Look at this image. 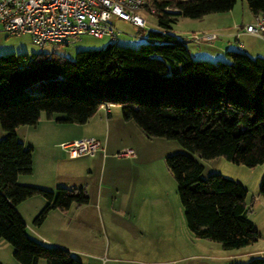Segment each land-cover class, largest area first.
<instances>
[{
  "label": "trees",
  "instance_id": "16d2710c",
  "mask_svg": "<svg viewBox=\"0 0 264 264\" xmlns=\"http://www.w3.org/2000/svg\"><path fill=\"white\" fill-rule=\"evenodd\" d=\"M155 8L157 29L137 48L116 43L83 50L73 60L39 53L0 56V240L19 264H82L69 250L31 238L16 206L35 195L46 199L33 219L39 226L52 209L67 211L88 202L80 189L54 192L18 184L32 172V148L15 130L35 126L40 114H61L63 123L84 124L102 104L118 105L147 137L177 140L203 159L223 157L255 167L264 162V59L227 50L229 62L194 60L184 41L171 33L178 17L198 19L230 11L236 0H146ZM252 15L264 0H244ZM187 230L198 239L239 250L260 232L248 218L247 190L211 174L185 154L165 158ZM258 193L264 198V174ZM264 264V257L246 263Z\"/></svg>",
  "mask_w": 264,
  "mask_h": 264
},
{
  "label": "rangeland",
  "instance_id": "374dc122",
  "mask_svg": "<svg viewBox=\"0 0 264 264\" xmlns=\"http://www.w3.org/2000/svg\"><path fill=\"white\" fill-rule=\"evenodd\" d=\"M139 14L146 20L145 28L141 29L143 35H147L149 27L159 30L155 16L146 11ZM249 17L250 11L245 1L236 0L233 8L225 13H210L198 19L178 17L170 31L191 49L194 60L229 62L230 59L225 55L227 44L235 47L228 50L242 51L238 44L241 45L243 41L239 38L241 42L237 44L235 38L224 37L226 33L223 29L245 26L251 22ZM116 27L121 33L114 40L107 36L95 38L82 34L76 43L57 48L49 43L35 44L26 34H7L0 27V56L9 53L48 56L53 52V57L73 60L78 51L101 50L110 43L127 45L128 40H131L130 47L139 46L141 40L131 36L138 35L136 27L128 22L119 23ZM211 32L218 34L211 44L192 40L194 34ZM110 110L112 115L107 117L102 109V119L97 118L81 133L94 136L102 142L104 152L101 156H81L70 160L60 143L73 141L65 140L67 136H77L80 130L72 124L55 122V118L53 122H47L44 113L39 124L22 125L15 130L18 140L32 148L34 168L47 170L65 182H74L72 186L82 187L89 199V203L82 206L80 214L85 218V224H80L79 219L73 229L74 233H81L84 228L86 239L71 241L65 240L63 233L60 236L62 241L77 251L74 256L82 264H239L245 261L246 257H236L238 250H224L216 242L198 239L190 234L184 222L176 184L165 158L180 153L188 155L201 165V178L220 174L242 184L247 189L248 197L251 192H258L264 174V162L255 167H246L223 157L203 159L177 140L147 137L132 120L122 118L118 105H112ZM6 135L0 127V139ZM54 143L59 145L54 146ZM129 148L133 150L134 157L118 156V153ZM71 172L75 175L69 177ZM34 175H20L17 182L29 186L23 182L35 179ZM69 217L68 214L66 225H63L65 232H73L72 225L68 226L67 223ZM252 218L259 225L261 217L255 213ZM260 228L262 238L257 240V245L264 246V228ZM0 264H19L12 256V247L7 243L0 246Z\"/></svg>",
  "mask_w": 264,
  "mask_h": 264
},
{
  "label": "built area",
  "instance_id": "2783aa9c",
  "mask_svg": "<svg viewBox=\"0 0 264 264\" xmlns=\"http://www.w3.org/2000/svg\"><path fill=\"white\" fill-rule=\"evenodd\" d=\"M141 11L155 14V8L146 0H0V27L7 34H26L35 44L49 43L57 48L76 43L82 34L114 40L121 33L115 21L144 29L146 20L139 14ZM242 30L264 41V11L252 15L251 22ZM217 38L218 34L212 32L192 35V40L207 43ZM60 147L68 158L94 156L104 151L102 143L94 137L64 142ZM118 156L135 154L129 148Z\"/></svg>",
  "mask_w": 264,
  "mask_h": 264
},
{
  "label": "crops",
  "instance_id": "0c3cea01",
  "mask_svg": "<svg viewBox=\"0 0 264 264\" xmlns=\"http://www.w3.org/2000/svg\"><path fill=\"white\" fill-rule=\"evenodd\" d=\"M249 18L251 21V19H252V13L251 12H250ZM119 23H126V22L115 21L116 25ZM242 27L243 26H241V27H235V26L231 27L230 26V28H227V29L225 28L226 30L223 29L224 33H226L224 37H226L228 39L235 38L234 41L237 44H238V42H241L239 40V38L242 39L243 42H241V45L238 44V46L242 49V51H244L245 53H247L251 57H261L264 59V41L258 37H255V36H252L250 34L245 33L242 30ZM137 33H138L137 39L144 41L146 38V35H143V33H141V29L137 28ZM191 33H193V32H191ZM213 33H215V32H213ZM128 41L129 42L127 45H130L131 40H128ZM121 45H123V44H121ZM227 45L228 46L225 48L226 49L225 52L228 50V48L229 49L235 48V47L231 46V44H227ZM186 47L188 48L191 56L193 57V55L191 53V49L187 45H186ZM111 106L112 105H108L104 108L99 107L98 110L84 124L67 123V124H72V126H74V128L76 127L77 129H79L80 134H78L77 136H71V137L67 136V138H66L67 140H65V141L79 139L82 137H94V136H87L86 134H81V133L87 129L86 126H90V124H92V122H95L97 120V118L102 119V115H103L102 109H104V111L106 112V114H107L106 116L110 117L112 115L111 110H110ZM41 116H42V114H40V117ZM44 116H46L47 122L51 123V122H53V118H55L54 119L55 122L63 123V122H60V120H59L60 116H56V117L54 115H51V116L44 115ZM61 143H63V142H61ZM58 145H59L58 143H56V144L54 143V146H58ZM103 146H104V144H103ZM103 152L99 151L94 156H101V153H103ZM94 156H89V157H94ZM76 158H81V156L75 157V158H69V159L74 160ZM33 164H34V162H33ZM35 169L36 168H34L32 166V173L31 174H35L34 175L35 179H32L28 182H23V183H25V185L37 187V188H40V189H43L46 191H51V192H54L57 188H67V189H80L81 188L83 190L82 187L77 188V186H72L75 184L74 182H70L69 180H68V182H65V181L61 180V178L58 177L57 175L50 174L49 172H47V170L43 171L41 169L40 170L36 169L37 170L36 171ZM38 173H40V175H37ZM74 175L75 174L73 172L69 173V177L74 176ZM251 193H252L251 196L248 197V192H247V196H246V203H247V207H248V218L250 219V221L252 222L254 227L258 231H260L261 230L260 227L264 228V198L261 197L258 192L254 191ZM26 200H28V201H26ZM26 200L19 203L16 206V209L26 224L28 235L31 238L39 241L40 243H42L46 246H58V247L69 250L73 255H75V252H77V251L74 248H72V246H70L69 244H66V242L62 241L60 236L63 233V238L65 240H71V241H77L80 239H84V237H85L84 233L85 232H84V228L82 225L85 224V218L80 216L83 205H81V206L72 205L70 207V209L67 211H60L58 209H52L48 212V214H47L45 220L42 222V224H40L39 226H35L33 224V219L39 213V211L45 206L47 201L41 195H35V196L30 197V198H27ZM24 202H28V203H24ZM88 203H89V199H88V202L86 204H88ZM22 204H26V205L21 207ZM135 207L143 208L140 205H138V206L135 205ZM252 213H254V214L256 213V215L258 214V216L261 217L259 225H257V222H255L254 219L252 218V215H254ZM68 214L70 215V217H69V220L67 223H69L68 226L72 225L71 226L72 230L74 229V227L76 228V226L78 225L77 222L80 219V224H82L81 228H83V229H81L82 230L81 233H77L76 230H75L76 233H74V230H73V232L70 230H68L67 232L64 231L63 225H66L65 218L67 217ZM260 234H261V236H260L259 240L262 238V233L260 232ZM85 239H86V237H85ZM258 242L259 241H256L255 243H253L249 246H246L244 248L239 249L238 252L235 254L236 257L237 258L246 257L247 259L245 261H243L242 263H246V262L252 260L253 258L263 257L262 254H264V246L257 245ZM4 244H5L4 241L0 240V246H4ZM36 264H46V262L44 260L40 259L36 262Z\"/></svg>",
  "mask_w": 264,
  "mask_h": 264
}]
</instances>
